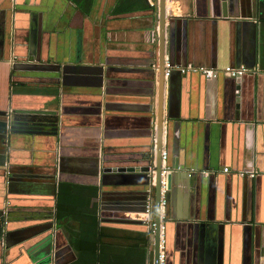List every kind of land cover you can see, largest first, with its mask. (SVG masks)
Instances as JSON below:
<instances>
[{"label":"crops","instance_id":"1","mask_svg":"<svg viewBox=\"0 0 264 264\" xmlns=\"http://www.w3.org/2000/svg\"><path fill=\"white\" fill-rule=\"evenodd\" d=\"M120 1L0 0V120L40 121L0 128V264H76L83 216L100 244L145 246L117 264H152L153 174L140 169L155 146L157 0L113 13ZM225 12L165 0V62L218 73L164 79L162 151L185 176L161 206L164 264H264V0H226Z\"/></svg>","mask_w":264,"mask_h":264},{"label":"water","instance_id":"2","mask_svg":"<svg viewBox=\"0 0 264 264\" xmlns=\"http://www.w3.org/2000/svg\"><path fill=\"white\" fill-rule=\"evenodd\" d=\"M221 1L222 16L226 15V0ZM164 21H165V0H157V56L155 69L157 72V95H156V129H155V146L153 159L148 160V164L140 169V172L146 173L150 177L153 174V195L148 193L145 194L143 210L145 212V205L148 197L153 198V231H152V264H159V251L161 242V206H164L169 202L173 206L172 196L175 188V177L185 178L182 173L183 168H180L176 162L167 166L166 161L161 160L162 151V105H163V84H164ZM35 42L30 39L29 48L34 49ZM169 65H172L170 62ZM173 71V70H172ZM171 71V72H172ZM170 72V74H171ZM169 74V75H170ZM0 128L2 134L7 135L8 133L18 131L22 127L28 128L31 125V129L36 127L37 122H40L36 115H18L12 116L8 114L1 115ZM173 156H176V149L173 148ZM4 165V164H3ZM0 165V166H3ZM164 166V168H162ZM109 171V170H106ZM126 171H133V168H129ZM164 175V176H163ZM161 180H164L165 186L162 190ZM174 187V188H173ZM153 196V197H152ZM162 200L164 205H161Z\"/></svg>","mask_w":264,"mask_h":264},{"label":"trees","instance_id":"3","mask_svg":"<svg viewBox=\"0 0 264 264\" xmlns=\"http://www.w3.org/2000/svg\"><path fill=\"white\" fill-rule=\"evenodd\" d=\"M150 7L147 5L146 0H121L119 3H117L114 6L113 13H129L134 11H142L147 10ZM71 215V217L77 216V214H66ZM67 217V216H66ZM83 218H86L88 220L87 226L84 228L81 227L82 230L78 233V241L73 247L77 252V263L76 264H117L119 263V260L123 259L122 254L127 255V257L130 259L131 255L133 256V259L142 258L140 256V252L144 256V245H143V251H142V244L139 242V248L131 247V251L133 250L134 253H131L129 249H126V252H124L121 248H118V242L115 241V243H102L100 244V236L104 235L97 231L96 228V222L94 220V217L90 216H83ZM63 218H60L61 221ZM59 221V222H60ZM95 225V226H94ZM91 239V241L95 240L94 244L95 247L87 248L86 246H80V242H88L87 240ZM145 240V236L143 238ZM83 240V241H82ZM144 243V241H143ZM93 249H97V251H93ZM140 249V250H139ZM117 251L118 253H116ZM139 254V255H137ZM117 255V256H116ZM116 256V257H115ZM120 257V258H119ZM138 257V258H137ZM127 258V259H128ZM151 264V263H150Z\"/></svg>","mask_w":264,"mask_h":264},{"label":"built area","instance_id":"4","mask_svg":"<svg viewBox=\"0 0 264 264\" xmlns=\"http://www.w3.org/2000/svg\"><path fill=\"white\" fill-rule=\"evenodd\" d=\"M176 69L180 72V74H186V73H197L202 75L206 80H212L215 79L217 76L218 71L214 69H207L203 67H192V66H186V67H176L174 65H169V63L165 62L164 63V79L167 78L170 74V72ZM223 74L227 75L228 77L231 78H239L241 77L244 73H246V69L244 68H233V67H225L223 70H221ZM255 72V71H253ZM161 160L165 161L166 160V153L161 151ZM164 168V166L162 167ZM222 173L226 174L228 173V168H222L221 170ZM204 176H206L208 173L207 172H201ZM238 177H248V178H253L256 175H258V171L256 170H246V171H240L237 172ZM164 176V175H163ZM161 186L162 190L164 189L165 183L164 180H161ZM161 205H164V201L162 200ZM153 211V199L151 197L147 198L146 205H145V213L150 215L152 214ZM151 234L153 231V223L149 225ZM160 249H161V242H160ZM159 264H164L163 260V255L161 251H159Z\"/></svg>","mask_w":264,"mask_h":264}]
</instances>
